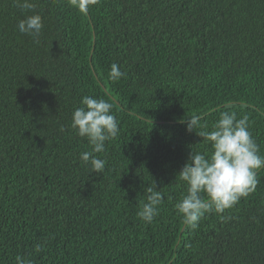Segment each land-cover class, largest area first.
<instances>
[{"label": "trees", "instance_id": "1", "mask_svg": "<svg viewBox=\"0 0 264 264\" xmlns=\"http://www.w3.org/2000/svg\"><path fill=\"white\" fill-rule=\"evenodd\" d=\"M29 2L0 0V264H264V169L196 228L175 208L191 147L210 149L185 119L211 126L231 104L264 155V0ZM34 14L38 42L17 27ZM84 96L119 121L102 173L71 128ZM153 183L164 199L147 223Z\"/></svg>", "mask_w": 264, "mask_h": 264}, {"label": "clouds", "instance_id": "2", "mask_svg": "<svg viewBox=\"0 0 264 264\" xmlns=\"http://www.w3.org/2000/svg\"><path fill=\"white\" fill-rule=\"evenodd\" d=\"M17 6L22 9L35 7L29 0H17ZM17 27L22 34L31 35L38 42L43 28L42 17L39 14L27 16ZM122 76L119 66L112 64L109 79L117 81ZM81 104L73 112L71 128L88 141L91 150L82 152L80 160L90 172L102 173L105 161L96 154L104 153L106 142L118 136L119 121L112 112V103L106 99L84 96ZM223 108L229 110L221 111L218 107L219 118L211 126L201 123L198 115L185 119L186 130L194 131L210 146L208 151H194L191 147L188 160L177 175L186 185V194L175 208L183 223L191 228H196L205 214H223L254 192L258 185L257 172L264 169V155L260 154V147L249 131L248 116L238 118L228 103ZM144 192L147 202L138 216L151 223L164 197L155 183L144 188ZM16 264H32V261L17 256Z\"/></svg>", "mask_w": 264, "mask_h": 264}]
</instances>
